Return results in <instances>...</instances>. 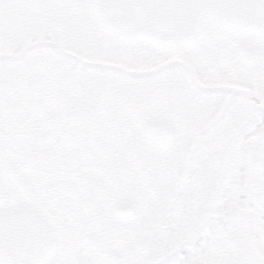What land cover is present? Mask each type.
Instances as JSON below:
<instances>
[{"label":"rangeland","instance_id":"obj_1","mask_svg":"<svg viewBox=\"0 0 264 264\" xmlns=\"http://www.w3.org/2000/svg\"><path fill=\"white\" fill-rule=\"evenodd\" d=\"M73 7L91 24L88 0H0V160L7 158V178L46 175L47 146L58 125L83 160L166 164L176 180L168 203L157 209L137 205L132 218L84 226L74 253L67 251V260L57 263L264 264L261 103L237 96L219 118L225 97L210 93L233 85L264 99V65L251 71L252 63L223 59L215 73L207 71L205 63L230 39L220 29L212 35L216 43L206 44L208 25L192 53L123 42L92 24L87 38L68 42L41 16ZM259 38H240L253 42L256 64L262 57ZM39 82L44 86L36 95L51 105L49 120L29 114L28 97H35L32 87ZM153 119L173 129L171 146L144 137L142 125ZM146 237L147 250L130 258L122 253V244Z\"/></svg>","mask_w":264,"mask_h":264},{"label":"trees","instance_id":"obj_2","mask_svg":"<svg viewBox=\"0 0 264 264\" xmlns=\"http://www.w3.org/2000/svg\"><path fill=\"white\" fill-rule=\"evenodd\" d=\"M77 8L73 7L68 12L67 9L54 8L38 18L41 16V21L48 23V26L60 29L62 37L68 42H76L87 38V28L91 24L97 28L93 16L88 19L91 24L85 23ZM210 29L206 43L215 44L212 35L217 30L213 26ZM229 38L227 46L224 49L220 47L217 54L228 51L234 54L239 41L234 35ZM42 84L39 82L32 87L35 97H28L29 114L49 120L51 105L36 95L44 86ZM61 121L60 126L64 127L67 122L65 119ZM67 126L70 127V123ZM57 129L58 125L52 130L53 139L47 146L50 153L44 166L47 167L46 175L43 172H21L10 181L3 170L7 158L0 160V211L29 204L47 217L48 227L55 235L54 254L47 264L67 260V251L74 253L84 226H104L115 222L112 210L117 203L128 200L141 208L152 206L156 209L168 203L167 194L174 174L167 169L166 164L148 167L126 165L117 158L110 160L90 157L83 160L74 154L75 147L69 136L59 134ZM80 163L84 164V168H80ZM8 188L11 189L9 193Z\"/></svg>","mask_w":264,"mask_h":264},{"label":"water","instance_id":"obj_3","mask_svg":"<svg viewBox=\"0 0 264 264\" xmlns=\"http://www.w3.org/2000/svg\"><path fill=\"white\" fill-rule=\"evenodd\" d=\"M97 25L107 34L123 41L145 40L155 46L190 52L208 21L215 26L239 32H257L264 39V0H90ZM237 54L246 62L255 55L245 47ZM264 56V52H263ZM215 62L206 68L215 71ZM233 94H256L234 89ZM260 110L264 113V101ZM143 131L157 145L173 140L171 128L161 121H149ZM136 205L122 202L113 210L117 219L131 218ZM150 242L137 239L122 246V251L135 255ZM53 252V238L46 219L29 205L0 211V264H43Z\"/></svg>","mask_w":264,"mask_h":264},{"label":"flooded vegetation","instance_id":"obj_4","mask_svg":"<svg viewBox=\"0 0 264 264\" xmlns=\"http://www.w3.org/2000/svg\"><path fill=\"white\" fill-rule=\"evenodd\" d=\"M235 34V36L237 37V38H241V36H244V37H256V38H258V39H260L259 38V36H257L256 34H239V33H234ZM243 45L249 50V51H251V52H253L255 55H256V61L254 62V63H252V65L250 66V70L251 71H257L258 69H259V67L260 66H263L264 65V57H263V55H262V57H261V63H257L256 64V62L258 61V57H257V54L254 52V44H253V42L252 43H250L248 40H244L243 41ZM256 48V47H255ZM262 50H263V48H262ZM262 53H263V51H262ZM215 59H213L212 61H214L215 62V64L217 63V60H219V61H221V60H223V59H228V60H230V61H232V59H235L236 61H237V58L234 56V54L231 52V51H228V52H221V53H218V54H216L215 56ZM217 67V66H216ZM216 70H217V68H216ZM152 71H150V73H151ZM242 89H243V87H241ZM214 89H218V90H220L219 92H217L218 94H223L224 95V97H225V100H224V103H223V107H222V109H221V111H220V113H219V115H218V117L219 118H221L222 117V115H224V112H225V110H226V108H227V106L230 104V102L232 101V99L233 98H235V97H237V96H244V97H248V96H246V95H243V94H233V91H234V89H238V87H235V86H233V85H223V86H220L219 88H214ZM246 90H248V91H251V90H249L248 88L246 89ZM217 120L219 121V119L217 118ZM213 125H215V124H217V122H214V123H212ZM212 125V126H213ZM211 127V126H210ZM209 127V128H210ZM189 153H193V152H189Z\"/></svg>","mask_w":264,"mask_h":264}]
</instances>
